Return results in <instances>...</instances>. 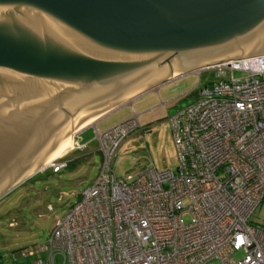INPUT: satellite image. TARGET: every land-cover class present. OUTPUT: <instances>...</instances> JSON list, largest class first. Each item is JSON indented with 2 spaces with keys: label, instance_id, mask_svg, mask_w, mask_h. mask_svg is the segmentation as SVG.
Returning <instances> with one entry per match:
<instances>
[{
  "label": "water",
  "instance_id": "water-1",
  "mask_svg": "<svg viewBox=\"0 0 264 264\" xmlns=\"http://www.w3.org/2000/svg\"><path fill=\"white\" fill-rule=\"evenodd\" d=\"M261 54L264 0H0V197L94 118Z\"/></svg>",
  "mask_w": 264,
  "mask_h": 264
},
{
  "label": "built area",
  "instance_id": "built-area-1",
  "mask_svg": "<svg viewBox=\"0 0 264 264\" xmlns=\"http://www.w3.org/2000/svg\"><path fill=\"white\" fill-rule=\"evenodd\" d=\"M205 69L219 79L168 117L174 169L115 174L116 150L138 129L136 115L96 132L97 174L43 243L0 255V264H264V226L249 223L264 203V54ZM238 233L251 245L237 250Z\"/></svg>",
  "mask_w": 264,
  "mask_h": 264
},
{
  "label": "rangeland",
  "instance_id": "rangeland-1",
  "mask_svg": "<svg viewBox=\"0 0 264 264\" xmlns=\"http://www.w3.org/2000/svg\"><path fill=\"white\" fill-rule=\"evenodd\" d=\"M215 72L216 69H203L176 77L155 92L103 115L93 126L80 131L76 140V133L72 135L71 147L52 161L73 159L68 167L51 171L49 163L0 197V255L43 243L56 218L89 185L100 167L96 132L101 133L136 115L138 129L127 135L116 150L112 166L115 174L135 175L146 167H154L157 171L174 169L177 156L168 117L191 101L199 87L216 82L219 77ZM232 75L234 78L242 76L237 71ZM81 144L86 145L84 149L78 147ZM182 219L189 220V215H183ZM249 220L264 225V203L254 209ZM240 255L241 251L232 256L237 258ZM204 264L219 263L212 259Z\"/></svg>",
  "mask_w": 264,
  "mask_h": 264
},
{
  "label": "bare ground",
  "instance_id": "bare-ground-1",
  "mask_svg": "<svg viewBox=\"0 0 264 264\" xmlns=\"http://www.w3.org/2000/svg\"><path fill=\"white\" fill-rule=\"evenodd\" d=\"M97 118V117H96ZM96 118H94L93 120L89 121L88 123H86L85 125L81 126L80 128H78L77 130H80V129H83L84 127H86L90 122H93ZM91 124V123H90ZM75 130V131H77ZM74 131V132H75ZM74 132H70L69 133V143H67L64 148L59 152L57 153L56 155H54L53 157H51L49 160H47L46 162H44L43 164H41V168L45 167L46 165H48L49 163H51L52 161H54L55 159H57L58 157L62 156L67 150L68 148L71 147V144H72V135Z\"/></svg>",
  "mask_w": 264,
  "mask_h": 264
},
{
  "label": "crops",
  "instance_id": "crops-1",
  "mask_svg": "<svg viewBox=\"0 0 264 264\" xmlns=\"http://www.w3.org/2000/svg\"><path fill=\"white\" fill-rule=\"evenodd\" d=\"M164 84V83H163ZM162 84V85H163ZM162 85H159V86H157V87H155V88H153V89H151V90H149V91H147V92H145V93H143V94H141V95H139V96H136L135 98H133V99H131L129 102H127L126 104H124V105H129V104H131L132 102H134V101H136V99H139V98H141V96L142 95H145V94H147V93H151V92H155L159 87H161ZM101 117H99L98 119H96L95 121H93L92 122V124H90V125H87L86 127H89V126H93L99 119H100ZM86 127H84V128H86ZM83 128V129H84ZM83 129H81V130H79L77 133H76V135H75V140H76V136H77V134L80 132V131H82ZM76 144H79L78 142H76ZM82 145V144H81ZM86 146V145H85ZM85 148V147H84ZM83 148V149H84ZM69 161V160H68ZM24 262V264H27V260H25V261H23Z\"/></svg>",
  "mask_w": 264,
  "mask_h": 264
},
{
  "label": "clouds",
  "instance_id": "clouds-1",
  "mask_svg": "<svg viewBox=\"0 0 264 264\" xmlns=\"http://www.w3.org/2000/svg\"><path fill=\"white\" fill-rule=\"evenodd\" d=\"M238 107H239V105H238ZM245 244H247V245H251V241L248 240L246 237H244L242 233H238V234L236 235V237H235V245H234L235 248H236L237 250H239V249L241 248V246H243V245H245ZM258 255H259V254H258ZM249 260H251L250 257H249Z\"/></svg>",
  "mask_w": 264,
  "mask_h": 264
},
{
  "label": "trees",
  "instance_id": "trees-1",
  "mask_svg": "<svg viewBox=\"0 0 264 264\" xmlns=\"http://www.w3.org/2000/svg\"><path fill=\"white\" fill-rule=\"evenodd\" d=\"M62 161H63V160H62ZM64 161H65V160H64ZM73 161H74L73 159H72V160H69V161H66L64 168H65V167H68L69 164L72 163ZM50 169H51V168H50ZM51 171H52V170H51ZM249 223H251V224H255V223H253V222H251V221H249ZM256 225H258V224H256ZM260 226H264V225H260ZM22 249H24V248H21V249L15 250V251L8 252L7 254H9L10 256H11V255H12V256H15V255H17V254L19 253V251L22 250ZM0 257H1V256H0ZM3 258H4V257H3ZM6 261H7V260H6ZM19 261H20V262H10V261H7L6 264H24L23 261H25V260H23V259H19Z\"/></svg>",
  "mask_w": 264,
  "mask_h": 264
}]
</instances>
